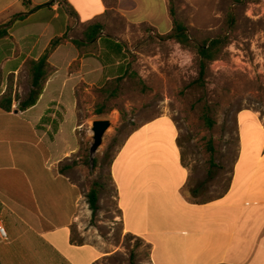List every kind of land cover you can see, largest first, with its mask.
<instances>
[{
	"label": "crops",
	"instance_id": "0c3cea01",
	"mask_svg": "<svg viewBox=\"0 0 264 264\" xmlns=\"http://www.w3.org/2000/svg\"><path fill=\"white\" fill-rule=\"evenodd\" d=\"M29 1L31 11L25 0H0V27H9L0 41V95L11 89L15 97L11 112L0 109V226L7 233L0 236V264H95L98 248L71 243L82 192L59 166L79 145L83 100L132 78L138 28L171 32L169 3ZM94 23L103 31L90 41L85 31ZM56 39L43 94L20 111L30 91L27 62ZM237 123L238 157L216 196L208 191L215 180L195 182L183 164L178 129L167 115L141 125L115 157L111 178L124 230L151 247V264H264V123L253 110L241 111ZM189 182L204 184L202 194L213 200L192 203L184 193Z\"/></svg>",
	"mask_w": 264,
	"mask_h": 264
},
{
	"label": "rangeland",
	"instance_id": "374dc122",
	"mask_svg": "<svg viewBox=\"0 0 264 264\" xmlns=\"http://www.w3.org/2000/svg\"><path fill=\"white\" fill-rule=\"evenodd\" d=\"M168 3L169 11L174 13L172 20L183 23L194 42L223 37L227 44L203 73L194 50L153 35L151 28H138L132 46L136 48L131 55L132 78L121 84L118 97L106 98L93 90L83 100L81 126L76 134L79 145L59 170L69 175L82 192L72 236L76 243L101 251L95 264H151L149 245L124 230L111 181V161L132 130L161 115L169 116L177 126L178 145L195 182L208 178L207 143L212 139L215 161L224 166L208 185L210 194L216 196L229 184L238 157V114L253 110L264 123V0ZM97 104H102L105 111L113 110L96 115ZM206 108L215 121L212 130L201 120ZM102 119L114 120L115 126L91 158L92 122ZM93 188L100 190L96 216L87 199ZM25 237L36 247L42 244L31 232Z\"/></svg>",
	"mask_w": 264,
	"mask_h": 264
},
{
	"label": "trees",
	"instance_id": "16d2710c",
	"mask_svg": "<svg viewBox=\"0 0 264 264\" xmlns=\"http://www.w3.org/2000/svg\"><path fill=\"white\" fill-rule=\"evenodd\" d=\"M233 1L236 4H238V3H242L243 0H233ZM24 3L27 9L31 11L30 10L31 2L29 0H25ZM170 15L172 18L174 17L173 11L170 12ZM24 17L25 15L18 16L19 19H22ZM231 21L232 20H230V23ZM102 31H103V25L101 23H94L87 27L85 31V36L88 40L92 41ZM8 36H9V27L8 26L0 27V41L7 38ZM165 37L167 39L176 41L177 43L182 45L184 48L194 50L196 52V55L199 61V67L201 68V71L203 73L209 67L210 63H212L213 61L217 60L220 57L223 47H225L227 44L226 38H223V37L216 38L213 40H204V41L196 43L190 38L186 26L183 23H180L174 19H173L172 30ZM59 44H60L59 39L54 40L51 43V46L47 49V51L44 53V55L40 59L28 60L27 67H28V71L30 74V91L28 95L23 100L20 101V104H19L20 111H26L30 109L31 107L35 106L37 102L39 101L41 95L43 94L44 85L48 78L49 56L59 46ZM123 82L124 80L122 78L116 79L112 82L107 83L99 91L106 98H116L118 97L121 91V84ZM14 101H15V97L13 95V91L11 89H8L4 94L0 95V109L5 112H11ZM112 110L113 108L105 111L103 109L102 104H97L95 113L96 115H103L105 113H110ZM201 120L203 121L204 126L207 129L212 130L214 128L215 121L210 116V110L208 108H206L203 111ZM137 129H139V127L132 130L128 134L127 138ZM124 143L120 146L118 152L115 154V157L119 153L120 149L123 147ZM207 149L209 152V160H208L209 171H208L207 181L213 182L217 178L219 173L224 170V166L217 164L215 161L216 149L214 147L212 139L208 140ZM114 159L111 161V166H112ZM182 162L184 165H187L186 162L184 161L183 153H182ZM95 164H97L96 160H95ZM111 181H112V178H111ZM203 188H204V184L192 185V182H189L187 187L184 189V193L185 192L188 193L192 203L205 204L213 199L208 198L206 195L202 194L201 190ZM225 191H227V189H225ZM99 195H100V190L98 188L91 189L90 192L87 194L89 208L92 211L93 216H96V214L100 210ZM220 197L222 196H218V198ZM71 243L77 246L84 245V244L76 243L74 241L73 236L71 237ZM150 254H151V251H150ZM133 259H134V256H133ZM133 264H134V261H133Z\"/></svg>",
	"mask_w": 264,
	"mask_h": 264
},
{
	"label": "water",
	"instance_id": "95a60500",
	"mask_svg": "<svg viewBox=\"0 0 264 264\" xmlns=\"http://www.w3.org/2000/svg\"><path fill=\"white\" fill-rule=\"evenodd\" d=\"M115 126V121L112 119L95 120L92 122V145H91V158H93L103 145L104 139L109 130Z\"/></svg>",
	"mask_w": 264,
	"mask_h": 264
},
{
	"label": "built area",
	"instance_id": "2783aa9c",
	"mask_svg": "<svg viewBox=\"0 0 264 264\" xmlns=\"http://www.w3.org/2000/svg\"><path fill=\"white\" fill-rule=\"evenodd\" d=\"M0 236L2 238H6L7 237V233L4 227L0 226Z\"/></svg>",
	"mask_w": 264,
	"mask_h": 264
}]
</instances>
